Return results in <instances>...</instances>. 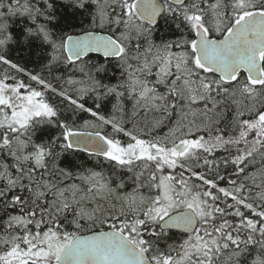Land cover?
Masks as SVG:
<instances>
[{
  "label": "snow or ice",
  "instance_id": "obj_1",
  "mask_svg": "<svg viewBox=\"0 0 264 264\" xmlns=\"http://www.w3.org/2000/svg\"><path fill=\"white\" fill-rule=\"evenodd\" d=\"M59 3L0 0V264H264V0Z\"/></svg>",
  "mask_w": 264,
  "mask_h": 264
},
{
  "label": "trees",
  "instance_id": "obj_2",
  "mask_svg": "<svg viewBox=\"0 0 264 264\" xmlns=\"http://www.w3.org/2000/svg\"><path fill=\"white\" fill-rule=\"evenodd\" d=\"M55 3L57 4V15L59 16V20L54 25L57 28H64L67 30L65 19L69 16V14L64 10L63 6L60 5L59 0H55ZM68 23L73 24L74 26L78 27L80 25V16L79 14H74V18L68 19ZM10 24V32H12L17 39H19L22 34L24 27L29 24L28 20L24 17H14L10 18L9 20ZM178 31L176 30L174 24L171 21H164L161 20L157 31L154 33V39L157 41H160L162 39H172L175 38L178 35ZM39 48V45L33 41L32 45L30 46V50L28 51V55L25 56V50L22 45L17 44L15 47L11 48L10 54L15 56L16 58H24L27 61H30V66H34L39 63V58H36L32 55V52H34L36 49ZM91 60L93 63H104L105 64V70L101 73H97V78L102 83H114L116 80L119 79L120 69L116 65L115 61L109 59L108 61L105 60V58L92 54ZM105 109H107L108 104L107 102L104 105ZM55 129L45 126V130L41 133H38V137L45 138L51 135H55ZM83 159V157H80ZM73 160L72 157L67 156L62 161V163H71Z\"/></svg>",
  "mask_w": 264,
  "mask_h": 264
},
{
  "label": "water",
  "instance_id": "obj_3",
  "mask_svg": "<svg viewBox=\"0 0 264 264\" xmlns=\"http://www.w3.org/2000/svg\"><path fill=\"white\" fill-rule=\"evenodd\" d=\"M97 55V54H96Z\"/></svg>",
  "mask_w": 264,
  "mask_h": 264
}]
</instances>
